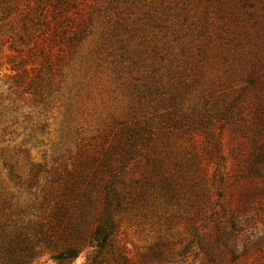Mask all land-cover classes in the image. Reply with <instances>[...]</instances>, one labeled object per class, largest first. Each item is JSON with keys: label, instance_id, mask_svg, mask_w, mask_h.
<instances>
[{"label": "rangeland", "instance_id": "374dc122", "mask_svg": "<svg viewBox=\"0 0 264 264\" xmlns=\"http://www.w3.org/2000/svg\"><path fill=\"white\" fill-rule=\"evenodd\" d=\"M121 2L120 16L97 14L81 50L51 67L40 53L21 59L12 49L17 18L0 28V201L28 197L20 178L39 171L44 180L146 98L156 133L173 132L156 142L158 158L175 170L173 161L188 165L173 196L155 185L123 222L131 254L153 264H264V151L256 147L264 131L254 86L264 82V0ZM123 15L131 29L115 37ZM108 28L112 43L99 49ZM32 264L58 263L44 255Z\"/></svg>", "mask_w": 264, "mask_h": 264}, {"label": "trees", "instance_id": "16d2710c", "mask_svg": "<svg viewBox=\"0 0 264 264\" xmlns=\"http://www.w3.org/2000/svg\"><path fill=\"white\" fill-rule=\"evenodd\" d=\"M121 3L0 0V28L11 16L17 18L22 29L18 34L20 44L13 47L12 43V49L21 59L40 53L51 67L62 56L73 58L81 50L93 33L97 14L112 15L114 11L120 16ZM111 5H116V10ZM124 21L123 15L112 26L115 37L123 32L122 28L131 29ZM112 28L102 33L99 49L112 43ZM117 41L124 48L126 43ZM10 59L16 62V54H11ZM263 83L254 82V86L261 89L256 92V112L260 130L264 131ZM145 90L155 93L156 82L149 83ZM161 105L168 109L171 103L163 101ZM146 108L145 98L139 106L132 107L130 114L115 119L113 125L102 130L99 138L79 147L70 163L48 169L44 180L39 178V171H32L29 178H20L19 183L30 191L28 197L3 195L0 264H32L44 255L58 264H73L81 254L86 258L82 264H153L145 256L131 254L122 237V224L131 214L138 213L148 190L155 185L173 196L177 192L175 176L185 175L188 161H173L175 170L170 168L169 160L158 158L156 142L160 137L169 140L173 132L158 135ZM195 130H199L198 125L192 128ZM256 147L258 154L263 152L264 139ZM258 158L264 159V155ZM159 254L162 259L163 252Z\"/></svg>", "mask_w": 264, "mask_h": 264}]
</instances>
